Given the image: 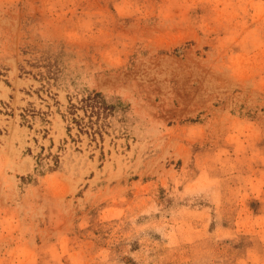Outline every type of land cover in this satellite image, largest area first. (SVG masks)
Here are the masks:
<instances>
[{"label": "rangeland", "instance_id": "obj_1", "mask_svg": "<svg viewBox=\"0 0 264 264\" xmlns=\"http://www.w3.org/2000/svg\"><path fill=\"white\" fill-rule=\"evenodd\" d=\"M0 264H264V0H0Z\"/></svg>", "mask_w": 264, "mask_h": 264}, {"label": "trees", "instance_id": "obj_2", "mask_svg": "<svg viewBox=\"0 0 264 264\" xmlns=\"http://www.w3.org/2000/svg\"><path fill=\"white\" fill-rule=\"evenodd\" d=\"M106 103L100 93H90L86 95L78 105L71 104V114L73 116L77 115L78 111L83 110L86 113V116L89 117V121L86 122V119L80 118V120L74 118V122L79 125L82 131H85L87 128L93 126V117L99 116L105 111ZM70 129V128H69Z\"/></svg>", "mask_w": 264, "mask_h": 264}]
</instances>
